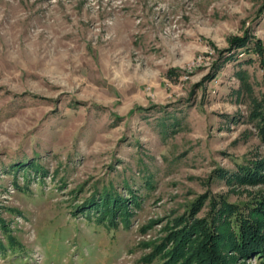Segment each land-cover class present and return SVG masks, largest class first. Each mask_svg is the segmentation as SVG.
<instances>
[{
  "label": "rangeland",
  "instance_id": "obj_1",
  "mask_svg": "<svg viewBox=\"0 0 264 264\" xmlns=\"http://www.w3.org/2000/svg\"><path fill=\"white\" fill-rule=\"evenodd\" d=\"M206 192L264 235V0H0V264H159Z\"/></svg>",
  "mask_w": 264,
  "mask_h": 264
},
{
  "label": "trees",
  "instance_id": "obj_2",
  "mask_svg": "<svg viewBox=\"0 0 264 264\" xmlns=\"http://www.w3.org/2000/svg\"><path fill=\"white\" fill-rule=\"evenodd\" d=\"M246 44L245 33L240 36H233L228 46L218 52L224 53L231 48L243 47ZM252 49L256 50V54L261 52L257 41L256 43L253 42ZM227 57H222V60ZM221 64V61H213L210 71L203 76L202 80L211 79ZM238 77L242 80L241 75ZM245 86L248 88L247 85ZM240 169L239 174H237L240 178L257 180L259 176H262L257 169L251 170L245 165H241ZM208 195V192L197 195L190 202L187 213L182 214L185 218L181 215L173 217L174 228L170 229L164 236V240L156 245L159 246L170 241L166 249L162 251L163 256L159 264H231L224 257L223 248L225 246H232L240 256L252 252L264 254V235L260 231L261 221L258 217L261 215L260 208L255 205H251L247 213L244 214L235 203L221 199L219 201L220 208L216 210V216L212 212L210 218L208 217L210 215L207 214L204 218H189V215L196 212L202 200ZM209 206L210 209L216 206V200L212 199V196L209 198Z\"/></svg>",
  "mask_w": 264,
  "mask_h": 264
}]
</instances>
